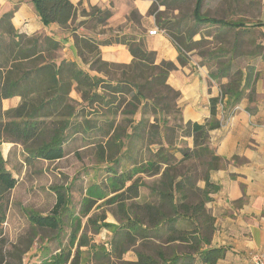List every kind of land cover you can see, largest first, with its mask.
I'll return each instance as SVG.
<instances>
[{
    "label": "trees",
    "instance_id": "obj_1",
    "mask_svg": "<svg viewBox=\"0 0 264 264\" xmlns=\"http://www.w3.org/2000/svg\"><path fill=\"white\" fill-rule=\"evenodd\" d=\"M185 1L152 0L148 10L152 15L157 5L165 7L164 11L157 12L154 21L176 47L177 64L170 60L157 62L155 52L146 48L143 32L110 33L103 38L73 33L76 54L85 69L57 56L61 45L53 36L18 33L11 23L12 11L0 15V145L3 142L20 144L24 160L29 164L37 159L55 161L64 157L67 138L80 134L93 138L100 162L110 163L105 167L108 176L102 184L87 188L88 195L81 198L78 214L70 206L66 187H54L55 202L49 214L28 210L32 226L54 230L55 235L64 226L69 227L68 243L58 244L57 252L51 254L45 250L47 245L40 246L45 252L41 253L39 264H82L80 248L92 245L81 234L74 251L71 250L79 218L86 217V226L99 227L90 213L100 198H105L106 204L117 206L120 221L115 225L104 224L112 231L110 249L93 247L91 258L108 253L121 258L138 241L144 246L153 240L171 246L167 250L155 248L153 253L136 251V259L126 264H217L225 256L226 248L211 245L214 218L206 208L210 194L218 189L210 181L209 172L225 164V159L207 144L209 132L220 125L216 118L218 97L210 100L207 121L183 122L177 104L180 93L167 83V77L179 66H185L199 45L200 39L193 40L199 33L198 27L215 26L220 48L199 55H229L227 62L217 61L209 75L226 96L224 112L230 113L244 98L249 103L247 110L251 111L259 78L255 65L250 62L242 69L231 70L234 59L242 54L252 60H264V21L211 17L202 12L204 0H194L190 16L181 15ZM32 2L45 25L56 23L67 28L75 16L70 0ZM174 10L177 14L169 17V11ZM135 12L129 16L131 21ZM90 13L98 14L100 23L110 14L95 7ZM228 33H232V42L226 49L223 37ZM112 44L125 45L131 61H104L99 48ZM72 90L79 95V101L70 96ZM15 96L20 98L19 103L3 109L2 100ZM171 116L181 124L169 121ZM183 135L192 137L191 148L175 144V139ZM190 160L202 166L200 174L185 165ZM144 176L156 178L148 187L149 196L154 199L139 201ZM199 180L204 183L203 187L198 186ZM16 184L17 179L7 169L0 150V236L6 195ZM91 190H99L101 194L91 196ZM105 218L104 214L100 216L102 221ZM15 256L20 263L21 252ZM0 264H11L1 250Z\"/></svg>",
    "mask_w": 264,
    "mask_h": 264
},
{
    "label": "crops",
    "instance_id": "obj_2",
    "mask_svg": "<svg viewBox=\"0 0 264 264\" xmlns=\"http://www.w3.org/2000/svg\"><path fill=\"white\" fill-rule=\"evenodd\" d=\"M70 2L75 7V16L67 28L56 23L45 25L32 0H0V15L12 11L11 23L18 33L53 36L61 45L57 56L86 69L76 54L72 34L98 38L110 33L136 34L128 25L129 12L134 10L141 17L139 30L143 32L146 48L155 52L156 61L170 60L177 64L176 47L148 13L152 0ZM92 7L110 13L104 23L97 21L98 14L91 15ZM152 28L159 31L149 35ZM99 50L101 58L107 62L129 63L132 59L123 44L103 45ZM167 83L180 93L177 104L183 122L203 123L210 118V100L218 96L220 88L207 67L189 56L185 66L169 73ZM255 88L257 99L250 104L252 110H247L249 103L244 98L233 112H218L216 118L220 125L209 132L207 140L209 148L225 159L223 167L209 172L210 181L218 189L210 194L206 203L214 218L211 245L226 248L225 256L217 264H244L250 252L264 248V73L257 79ZM19 101L15 96L3 99L1 105L7 109L15 107ZM186 142L187 147L193 146L192 137L187 136ZM199 186L203 187L204 183Z\"/></svg>",
    "mask_w": 264,
    "mask_h": 264
},
{
    "label": "rangeland",
    "instance_id": "obj_3",
    "mask_svg": "<svg viewBox=\"0 0 264 264\" xmlns=\"http://www.w3.org/2000/svg\"><path fill=\"white\" fill-rule=\"evenodd\" d=\"M193 2L194 0H186L182 4L180 14L190 16ZM164 10L165 7L163 5H157L156 9L153 10V18L157 12ZM133 11L131 10L129 12V16ZM169 12L167 14L169 17L177 14V10ZM202 12L216 18L231 20L243 18L264 21V0H204ZM138 15L136 11L134 16H132L134 21H129L128 24L131 31L136 32V34L141 32L139 30L141 28V17H138ZM198 30L199 33L193 36V40L200 39V43L190 56H193L198 63H204V66L207 67L209 72L214 71L217 61L227 62L229 55L222 54L219 56L217 54L213 57H209L208 55L205 57L200 56V52H215L220 48L221 44L218 42L219 38H216L219 33L217 27L199 26ZM201 34H204L203 39H201ZM231 39L232 33H228L223 37L226 49L229 48V42H232ZM263 61L261 58L252 60L249 56L242 54L234 59V66L231 72L236 68L242 69L248 63L252 62L260 78L264 73L262 69ZM70 96L74 99L76 98L77 101L80 100V97L77 96L74 90L71 91ZM256 99L257 94L255 101ZM169 121L173 124H181L178 118L173 119L172 116L169 117ZM186 137L185 135L177 137L175 144L180 147H186ZM64 147L65 155L59 160L46 161L37 159L29 164L24 160L25 153L20 144L3 142L0 145L2 155L6 160V167L17 179L16 186L6 195L5 221L1 225L2 231L0 236V250L3 254H6L11 264H39L42 258L41 253L45 252L40 246L47 245L45 250L52 254L58 251V244H64L66 246L68 243L70 233L68 226H64L62 232L56 235L54 230L37 228L29 223L27 217L28 210L41 214H49L55 202L54 187H66L68 188L67 192L70 194V206L77 211L81 198L88 195L86 192L87 188L91 185H96V183L102 184L108 176L105 167L109 166L110 163H102L98 160L93 138L88 139L87 136L76 134L67 138ZM175 155L180 157L178 152ZM185 165L195 168L197 174H200L202 172L201 170H203L202 166L198 165L196 160H190ZM143 181L145 185L141 188L142 197H140L139 201L147 198L150 200L154 199V197L151 198L149 196L148 187L155 183L156 178L144 176ZM197 184L198 186L201 185L202 181L199 180ZM91 189L95 190L94 187ZM94 190L90 191L91 196L101 194L99 190L96 192ZM104 200L105 198L97 199V203L90 213L93 218L95 217L97 219L96 224L99 227L93 229L91 225L86 226V217L79 218V228L71 250L74 251L76 241L81 234L87 237L89 243L92 245L90 247L80 248L83 252L82 264H126L127 261L136 259V251L141 250L153 253L155 248L162 247L164 249L166 248V250L170 248L171 245H161L156 240L149 241L144 246H140V242L138 241L121 258H116L109 253L97 258H91V248L93 247L103 246L105 251H109L110 249L109 243L112 238V231L104 224L115 225L120 221V212L117 210V206L115 204H106ZM76 214H78V211ZM103 214L106 218L102 221L100 216ZM20 252L22 256L19 263V257H16L15 254Z\"/></svg>",
    "mask_w": 264,
    "mask_h": 264
},
{
    "label": "built area",
    "instance_id": "obj_4",
    "mask_svg": "<svg viewBox=\"0 0 264 264\" xmlns=\"http://www.w3.org/2000/svg\"><path fill=\"white\" fill-rule=\"evenodd\" d=\"M159 30L157 28H152L148 31L149 35H155ZM218 102H217V111L221 114L224 113V102L226 100V96H224L219 90L218 94ZM237 108L235 106L232 109V112ZM244 264H264V248L261 250L250 252L248 258Z\"/></svg>",
    "mask_w": 264,
    "mask_h": 264
}]
</instances>
